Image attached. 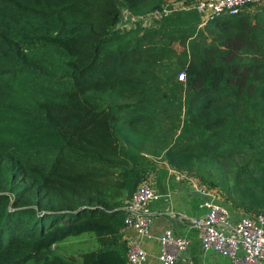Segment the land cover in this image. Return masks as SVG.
<instances>
[{"label":"trees","instance_id":"16d2710c","mask_svg":"<svg viewBox=\"0 0 264 264\" xmlns=\"http://www.w3.org/2000/svg\"><path fill=\"white\" fill-rule=\"evenodd\" d=\"M183 1L152 28L121 30L123 10L139 16L162 0H0V264H127L123 202L156 173L157 152L127 146L121 127L158 103L183 112L163 154L172 168L253 148L264 132V6L201 28L195 0ZM241 197L264 208V181ZM81 236L87 250L64 255Z\"/></svg>","mask_w":264,"mask_h":264},{"label":"built area","instance_id":"2783aa9c","mask_svg":"<svg viewBox=\"0 0 264 264\" xmlns=\"http://www.w3.org/2000/svg\"><path fill=\"white\" fill-rule=\"evenodd\" d=\"M163 1L159 8L139 16H133L123 10L118 28L121 29V23L125 26L127 23L152 28L161 18L176 14L185 8L183 0ZM254 1L256 0H195L192 7L199 15V27H204L223 16L237 15ZM179 77L181 81L184 80V74H179ZM150 176L151 174L137 186L131 197L123 202L124 227L136 235L135 240L128 243L127 264H144L147 260V253L140 243L152 238V218L147 205L158 199L152 189L153 179H150ZM198 207L205 209L204 216L201 219L189 220L188 224L199 232L204 253H215L228 259L230 264H264V213L245 215L232 222L228 209L212 200L204 201ZM157 241V259L160 264H175L189 247L187 238L177 237L171 230L161 233Z\"/></svg>","mask_w":264,"mask_h":264},{"label":"rangeland","instance_id":"374dc122","mask_svg":"<svg viewBox=\"0 0 264 264\" xmlns=\"http://www.w3.org/2000/svg\"><path fill=\"white\" fill-rule=\"evenodd\" d=\"M163 2L162 0L160 6ZM263 6L264 0H256L249 4L241 14L253 16L257 14ZM262 18L263 17H260L258 19L261 20ZM130 21L131 19H129L128 22ZM219 25L218 23L204 30V36L207 40H210L212 36L221 29ZM118 27L120 28V24ZM134 28V24L129 25L126 23L125 26L121 23V29L130 30ZM173 48L176 52L181 51V47L178 44H174ZM174 65L175 59L165 66L164 71L173 73L175 71ZM178 79L181 81L180 77ZM150 97H154V95L150 94L149 98ZM232 102L231 99L227 98L217 104V107L222 112L229 111V104ZM152 110L155 111L150 114L131 117V120H127L126 123L122 125L121 129L125 130L123 134L127 135V137H123L127 146H146L148 149L156 151L157 153L151 155V157L154 158L159 165H165L168 169L172 170V172L175 171L180 176L190 179L199 187L207 191H212L215 195L216 203L218 202V204L221 203L223 205L224 202H228V204L232 205L237 204L241 209H250L249 213H245V211H240L238 208V211H234L235 213L253 214L264 211V208L254 210L253 206H251L250 203L248 204V202L241 197L242 189L246 188L248 184L257 180L264 181V162H257L258 158H261L259 157L260 155L264 156V132L254 141L252 149L243 147L241 149L232 148L223 150L215 156H205L206 158L203 159H194L193 162L188 164V170L177 169L170 167L163 160V154L169 148L174 136L178 133L183 118V112L179 114L175 108L166 103H158ZM261 121L264 124V113ZM129 123L132 125H128ZM245 171H250L251 173L247 174ZM228 199L229 201H227ZM88 247V237L81 236L79 238H69L64 243V250L62 253L77 258L80 256L79 254L87 250Z\"/></svg>","mask_w":264,"mask_h":264},{"label":"crops","instance_id":"0c3cea01","mask_svg":"<svg viewBox=\"0 0 264 264\" xmlns=\"http://www.w3.org/2000/svg\"><path fill=\"white\" fill-rule=\"evenodd\" d=\"M225 17L219 18L218 21ZM216 24L218 22L209 27ZM151 159L156 164V173H152L150 179H153L152 189L155 190L158 199L147 205L152 218L150 227L152 238L140 243L147 253V260L144 264H160L157 259L159 253L157 238L165 230H171L177 237H185L189 240L187 251L175 264H230L228 259L215 253H204L201 248L199 232L188 224L189 220L201 219L204 216L206 211L198 207L200 203L211 200L215 202L213 192L199 187L195 182L180 176L175 171L172 172L165 165H159L154 158ZM229 213L232 222L245 216L242 213L230 211ZM122 233L123 240L128 243L133 242L136 238L135 233L129 229H124Z\"/></svg>","mask_w":264,"mask_h":264}]
</instances>
